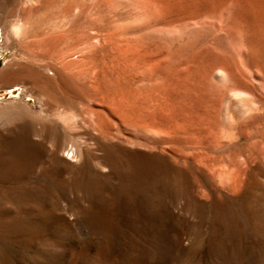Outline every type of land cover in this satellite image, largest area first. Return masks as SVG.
I'll use <instances>...</instances> for the list:
<instances>
[{
    "label": "rangeland",
    "instance_id": "obj_1",
    "mask_svg": "<svg viewBox=\"0 0 264 264\" xmlns=\"http://www.w3.org/2000/svg\"><path fill=\"white\" fill-rule=\"evenodd\" d=\"M23 1L0 264H264V0Z\"/></svg>",
    "mask_w": 264,
    "mask_h": 264
},
{
    "label": "bare ground",
    "instance_id": "obj_2",
    "mask_svg": "<svg viewBox=\"0 0 264 264\" xmlns=\"http://www.w3.org/2000/svg\"><path fill=\"white\" fill-rule=\"evenodd\" d=\"M37 0H25V1H23V3L25 4V5H27V6H30V7H34L35 6V4H37ZM22 27V26H21ZM21 27H18V28H16L17 29V31H16V34H17V36H18V34L20 33V31L22 30L21 29ZM15 32V31H14ZM24 33V32H23ZM20 37V36H19ZM25 41V40H24ZM23 41V42H24ZM23 42H22V44H23ZM21 43V42H20Z\"/></svg>",
    "mask_w": 264,
    "mask_h": 264
}]
</instances>
